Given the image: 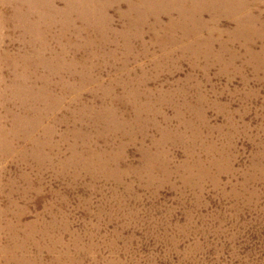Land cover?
Listing matches in <instances>:
<instances>
[{
    "label": "rangeland",
    "instance_id": "1",
    "mask_svg": "<svg viewBox=\"0 0 264 264\" xmlns=\"http://www.w3.org/2000/svg\"><path fill=\"white\" fill-rule=\"evenodd\" d=\"M0 264H264V0H0Z\"/></svg>",
    "mask_w": 264,
    "mask_h": 264
}]
</instances>
